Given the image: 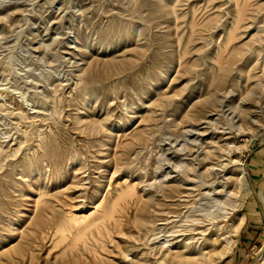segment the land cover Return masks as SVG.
Segmentation results:
<instances>
[{"label": "rangeland", "instance_id": "obj_1", "mask_svg": "<svg viewBox=\"0 0 264 264\" xmlns=\"http://www.w3.org/2000/svg\"><path fill=\"white\" fill-rule=\"evenodd\" d=\"M0 264H264V0H0Z\"/></svg>", "mask_w": 264, "mask_h": 264}, {"label": "bare ground", "instance_id": "obj_2", "mask_svg": "<svg viewBox=\"0 0 264 264\" xmlns=\"http://www.w3.org/2000/svg\"><path fill=\"white\" fill-rule=\"evenodd\" d=\"M126 193H127V192H126ZM128 194L130 195V193H128ZM121 196H122V195H121ZM123 198H124V197H123ZM120 199H122V198H120ZM118 200H119V199H118ZM116 202H118V201H116ZM116 202H115V203H116ZM113 207H114V206H113ZM113 207H112V208H113ZM103 211H104V210H103ZM104 212H105V211H104ZM109 212H110V211H109ZM104 214H106V213H104ZM109 214H110V213H109ZM109 214H106V215H107V216H110V215L113 216L112 214H110V215H109ZM105 217H106V216H104V219H103V220H105ZM101 218H103V217H101ZM107 218H108V217H107ZM109 219H111V218L109 217ZM112 219H113V218H112ZM107 220H108V219H107ZM73 221H75V220H73ZM113 221H114V220H113ZM71 222H72V221H71ZM71 222H70V223H71ZM75 222H77V221H75ZM241 222H242V221H241ZM71 224H72V223H71ZM61 226H62V225H61ZM94 226H95V225H94ZM58 230H60V229H58ZM58 230H57V231H58ZM61 230H62V229H61ZM67 230H68V229H67ZM85 231H86V230H85ZM62 232H64V230H63ZM68 232H69V231H68ZM82 233H83V232H82ZM58 234H59V233H58ZM62 235H63V233L61 234V237L64 236V235H63V236H62ZM79 235H80V234H79ZM80 237H84V236L81 235ZM80 237L78 236V238H76V239H80ZM60 239H61V238H60ZM64 239H65V238H64ZM65 240H66V239H65ZM77 241H78V240H77ZM77 241L75 240V242H77Z\"/></svg>", "mask_w": 264, "mask_h": 264}]
</instances>
